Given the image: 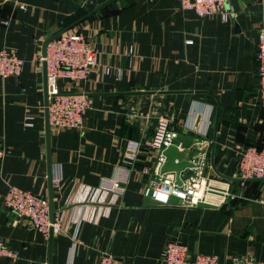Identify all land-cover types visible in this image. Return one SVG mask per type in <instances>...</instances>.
<instances>
[{"label": "crops", "instance_id": "0c3cea01", "mask_svg": "<svg viewBox=\"0 0 264 264\" xmlns=\"http://www.w3.org/2000/svg\"><path fill=\"white\" fill-rule=\"evenodd\" d=\"M103 3L67 30L97 50L86 80L57 81L62 91L85 92L90 109L78 128L47 130L44 41ZM232 5L223 20L181 9L179 0H0V48L24 60L18 76L0 77V143L11 151L0 160V197L9 184L41 194L65 227L45 235L10 224L0 204V237L17 252L0 264H97L103 252L125 264H163L168 240L225 264L232 255L264 263V179H242L237 168L245 146L264 142L255 57L264 0ZM160 117L172 120L173 144L202 161L215 190L208 199L143 196L160 169L145 145ZM132 144L122 194L96 215L95 204L83 203L85 187L114 177Z\"/></svg>", "mask_w": 264, "mask_h": 264}, {"label": "built area", "instance_id": "2783aa9c", "mask_svg": "<svg viewBox=\"0 0 264 264\" xmlns=\"http://www.w3.org/2000/svg\"><path fill=\"white\" fill-rule=\"evenodd\" d=\"M179 2L181 9H191L199 17L219 15L223 20H227L234 13L232 0H179ZM3 22L7 23V21ZM128 51L132 52V47H129ZM255 57L257 95L264 115V30L258 32ZM42 58L46 66L49 127L54 131L80 127L85 114L90 109V98L80 89L60 90L57 81L63 78L68 83L78 86L83 83L90 68L96 63L97 50L91 45L89 39L80 33L64 31L46 43L45 56ZM23 64L24 60L17 56L15 51L0 48V77L18 76ZM176 137L177 131L172 125V120L169 117H160L152 137L145 143L148 149L156 153V169H159L166 159L163 150L173 144ZM130 146L131 148H127L124 153V167L119 169L114 177L106 179L97 187L87 186L84 189L83 203L86 207L90 203L95 204V207L99 208L96 215L104 214L110 205L116 203L123 192L129 167L138 151L133 148L134 144ZM10 152L8 146L0 143V160ZM192 161L196 164L194 167H190L189 171H185L188 169L186 168L180 172V184L176 182L175 172L155 171L154 178L149 180L142 189L143 196L157 203H168L171 197L189 204L204 201L205 193L215 190L201 173L200 167L203 164L200 158L192 159ZM237 168L242 179H264V142L261 146L254 144L245 146L240 153ZM0 204L12 212L10 224L26 223L45 235L50 232L58 233L65 228L61 215L53 212L52 219L50 218L48 199L29 189L9 184L0 197ZM87 218H93L92 213ZM5 257L16 258L17 252L6 247L0 237V260ZM160 259L163 264H225L215 254L190 253L187 245L179 240L166 241L162 247ZM230 259L231 264H264L256 262L250 256L232 255ZM97 264H125V262L121 258L103 252Z\"/></svg>", "mask_w": 264, "mask_h": 264}, {"label": "water", "instance_id": "95a60500", "mask_svg": "<svg viewBox=\"0 0 264 264\" xmlns=\"http://www.w3.org/2000/svg\"><path fill=\"white\" fill-rule=\"evenodd\" d=\"M105 4L106 3H103L102 5L96 7L95 9H93L91 11H89L85 15L81 16L79 19L75 20L73 23H70L66 27L61 28L60 30H58L55 33H53L50 37H48L44 41V44H43L42 56L43 57L45 56L46 43L50 39H52L53 37H55L57 34H59L61 32L69 30L72 26H74L75 24H77L78 22H80L85 17H87L88 15L92 14L93 12H95L96 10H98L99 8H101ZM44 65H45V61H44ZM45 71H46V66H45ZM45 91H46V79H45ZM46 122H47V130H48L49 129V124H48V111H47V94H46ZM163 154L166 157V159L162 163L159 171H160V173L168 172V171L175 172V179H176V182L178 184L181 183V180H180V177H179L180 172L185 170L186 168L194 167L196 165L192 160H190L187 157V155H185L183 150L179 149V147L177 145H175V144H171L168 147H166L163 150ZM49 210H50V218L52 219L53 209H52L51 203L49 204ZM49 234L51 235V232Z\"/></svg>", "mask_w": 264, "mask_h": 264}, {"label": "bare ground", "instance_id": "6f19581e", "mask_svg": "<svg viewBox=\"0 0 264 264\" xmlns=\"http://www.w3.org/2000/svg\"><path fill=\"white\" fill-rule=\"evenodd\" d=\"M207 193H209V192H206V193H205V197H206V199H208V197H207Z\"/></svg>", "mask_w": 264, "mask_h": 264}, {"label": "trees", "instance_id": "16d2710c", "mask_svg": "<svg viewBox=\"0 0 264 264\" xmlns=\"http://www.w3.org/2000/svg\"><path fill=\"white\" fill-rule=\"evenodd\" d=\"M257 146H261V144L260 145H257Z\"/></svg>", "mask_w": 264, "mask_h": 264}]
</instances>
